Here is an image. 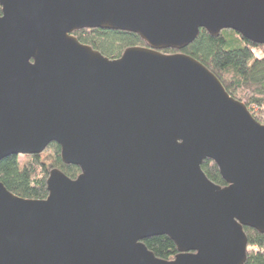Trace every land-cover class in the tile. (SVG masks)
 <instances>
[{
    "label": "water",
    "instance_id": "1",
    "mask_svg": "<svg viewBox=\"0 0 264 264\" xmlns=\"http://www.w3.org/2000/svg\"><path fill=\"white\" fill-rule=\"evenodd\" d=\"M0 159L51 142L80 172L0 182V264H243L264 233V123L179 51L200 28L264 44V0H0ZM137 33L110 58L74 31ZM172 48L167 53L160 49ZM212 159L226 181L201 168ZM168 235L162 259L143 239Z\"/></svg>",
    "mask_w": 264,
    "mask_h": 264
},
{
    "label": "trees",
    "instance_id": "2",
    "mask_svg": "<svg viewBox=\"0 0 264 264\" xmlns=\"http://www.w3.org/2000/svg\"><path fill=\"white\" fill-rule=\"evenodd\" d=\"M73 33L79 41L110 58L120 56L128 46H147L137 33L125 30L93 27L80 28ZM257 49L262 52L260 56L256 54ZM161 51L171 53L177 50L165 48ZM179 51L202 62L219 78L231 96L238 100L244 98L248 108L251 104L264 105V44L250 41L233 29H221L218 34L212 35L200 28L197 37ZM253 116L260 121L255 113ZM50 144L55 148L56 157L49 168L42 163L38 154H28L22 166L18 155L10 154L0 159V182L16 195L44 198L48 194L46 179L51 168L58 167L68 176L75 177L80 172L79 166L62 162L59 145L56 142ZM201 168L214 183L226 184L212 159L205 158ZM243 229L247 236L243 264H264V233L245 225ZM143 242L155 256L162 259L170 260L177 253L174 241L166 234L146 237Z\"/></svg>",
    "mask_w": 264,
    "mask_h": 264
},
{
    "label": "rangeland",
    "instance_id": "3",
    "mask_svg": "<svg viewBox=\"0 0 264 264\" xmlns=\"http://www.w3.org/2000/svg\"><path fill=\"white\" fill-rule=\"evenodd\" d=\"M261 53L262 52L259 49L256 50V54H258L259 56L261 55ZM241 101L245 102V99L242 98ZM248 109L250 110L251 114L252 112H254L255 115L258 116L260 122L264 123V105L251 104ZM17 155L20 162V166H22L28 159L27 157L28 154H17ZM38 156L39 159L42 161V163L46 166V168H49L54 163L56 157L54 146L51 144L46 146L44 150L38 153Z\"/></svg>",
    "mask_w": 264,
    "mask_h": 264
},
{
    "label": "flooded vegetation",
    "instance_id": "4",
    "mask_svg": "<svg viewBox=\"0 0 264 264\" xmlns=\"http://www.w3.org/2000/svg\"><path fill=\"white\" fill-rule=\"evenodd\" d=\"M161 50V49H160Z\"/></svg>",
    "mask_w": 264,
    "mask_h": 264
}]
</instances>
